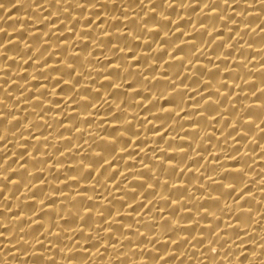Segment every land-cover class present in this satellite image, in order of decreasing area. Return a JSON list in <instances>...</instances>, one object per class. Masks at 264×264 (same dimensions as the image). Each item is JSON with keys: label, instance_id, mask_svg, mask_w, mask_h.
<instances>
[{"label": "bare ground", "instance_id": "1", "mask_svg": "<svg viewBox=\"0 0 264 264\" xmlns=\"http://www.w3.org/2000/svg\"><path fill=\"white\" fill-rule=\"evenodd\" d=\"M0 264H264V0H0Z\"/></svg>", "mask_w": 264, "mask_h": 264}]
</instances>
